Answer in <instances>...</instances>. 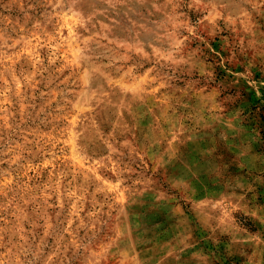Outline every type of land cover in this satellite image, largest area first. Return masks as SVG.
<instances>
[{"label":"rangeland","instance_id":"rangeland-1","mask_svg":"<svg viewBox=\"0 0 264 264\" xmlns=\"http://www.w3.org/2000/svg\"><path fill=\"white\" fill-rule=\"evenodd\" d=\"M0 264H264V0H0Z\"/></svg>","mask_w":264,"mask_h":264}]
</instances>
